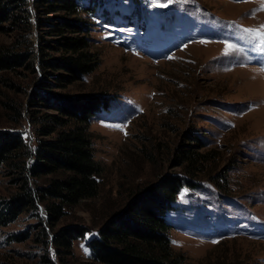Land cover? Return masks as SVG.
I'll return each instance as SVG.
<instances>
[{
	"label": "rangeland",
	"instance_id": "1",
	"mask_svg": "<svg viewBox=\"0 0 264 264\" xmlns=\"http://www.w3.org/2000/svg\"><path fill=\"white\" fill-rule=\"evenodd\" d=\"M98 2L88 36L100 64L78 82L52 88L110 97L90 123L103 167L100 192L55 227L90 232L70 253L57 254L40 232H50L45 220L25 212L0 226V264H91L86 239L130 194L180 172L176 149L186 143L209 159L196 177L184 174L194 185L180 190L167 216L182 264H264V47L243 31L264 25L262 0ZM1 25L0 45H18L28 58L0 74V129L32 135L28 112L48 111L36 103L41 78L56 85L52 74L62 71L43 68L40 59L64 54L46 42L71 33ZM5 103L22 106L19 122ZM188 133L194 141L185 140ZM8 179L0 173V204L14 189Z\"/></svg>",
	"mask_w": 264,
	"mask_h": 264
},
{
	"label": "trees",
	"instance_id": "2",
	"mask_svg": "<svg viewBox=\"0 0 264 264\" xmlns=\"http://www.w3.org/2000/svg\"><path fill=\"white\" fill-rule=\"evenodd\" d=\"M98 1L0 0V29L1 24L7 22L25 32L36 25L51 27L59 34L73 33L46 42L51 48H63L64 54L40 59L43 68L62 71L52 74L60 82L56 85L47 77L41 78L36 103L48 111H37L33 115L28 112L33 134L15 128L0 129V173H4L14 186L0 204V226L32 211L48 224L50 232L44 227L40 232L46 245L52 244L57 254L70 253L74 241L84 238L90 231L70 224L55 229L56 225L68 209L96 197L101 188L103 167L94 157L90 123L107 108L110 97L94 92L52 91L61 81L78 82L100 64L88 36L92 28L89 15L95 13ZM18 48V45H0V74L27 60V52ZM5 106L17 114L18 122L23 118L22 106L18 109L11 103ZM184 138L194 141L189 133ZM194 148L197 144L177 147V166L181 171L166 173L157 182L130 194L126 203L86 239L89 263H183V255L172 248L169 232L173 225L167 216L180 190L194 185L189 179L196 177L209 159ZM49 263L55 264L52 259Z\"/></svg>",
	"mask_w": 264,
	"mask_h": 264
},
{
	"label": "snow or ice",
	"instance_id": "3",
	"mask_svg": "<svg viewBox=\"0 0 264 264\" xmlns=\"http://www.w3.org/2000/svg\"><path fill=\"white\" fill-rule=\"evenodd\" d=\"M170 2V0H169ZM156 6L158 7H167V3H158L156 4ZM258 10H264V0H262V3H261V8L258 9ZM254 14V13H253ZM243 31L247 34H249L251 37H253L255 40H257L261 47H264V25H260L259 27H256V28H246V29H243ZM226 47L231 50L235 47V45L233 44H227ZM214 243L215 242H218V241H213Z\"/></svg>",
	"mask_w": 264,
	"mask_h": 264
}]
</instances>
